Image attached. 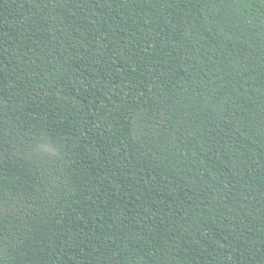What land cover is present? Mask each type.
<instances>
[{"label": "trees", "instance_id": "16d2710c", "mask_svg": "<svg viewBox=\"0 0 264 264\" xmlns=\"http://www.w3.org/2000/svg\"><path fill=\"white\" fill-rule=\"evenodd\" d=\"M262 57L264 0H0V264H264Z\"/></svg>", "mask_w": 264, "mask_h": 264}, {"label": "clouds", "instance_id": "9594fccd", "mask_svg": "<svg viewBox=\"0 0 264 264\" xmlns=\"http://www.w3.org/2000/svg\"><path fill=\"white\" fill-rule=\"evenodd\" d=\"M33 153L38 159L54 158L59 155L57 150L48 144L38 143L33 148Z\"/></svg>", "mask_w": 264, "mask_h": 264}, {"label": "snow or ice", "instance_id": "6c2138e0", "mask_svg": "<svg viewBox=\"0 0 264 264\" xmlns=\"http://www.w3.org/2000/svg\"><path fill=\"white\" fill-rule=\"evenodd\" d=\"M262 59H264V57H262Z\"/></svg>", "mask_w": 264, "mask_h": 264}]
</instances>
